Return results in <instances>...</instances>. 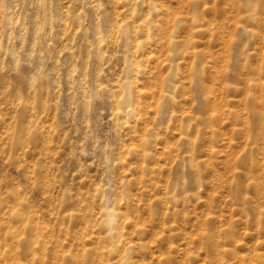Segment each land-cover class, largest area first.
<instances>
[{
	"label": "rangeland",
	"instance_id": "rangeland-1",
	"mask_svg": "<svg viewBox=\"0 0 264 264\" xmlns=\"http://www.w3.org/2000/svg\"><path fill=\"white\" fill-rule=\"evenodd\" d=\"M0 264H264V0H0Z\"/></svg>",
	"mask_w": 264,
	"mask_h": 264
},
{
	"label": "bare ground",
	"instance_id": "bare-ground-1",
	"mask_svg": "<svg viewBox=\"0 0 264 264\" xmlns=\"http://www.w3.org/2000/svg\"><path fill=\"white\" fill-rule=\"evenodd\" d=\"M138 93H139V91H138ZM132 111V110H131ZM125 113V112H124ZM126 113H127V110H126ZM128 114V113H127ZM133 150L134 148H131V147H129V150ZM135 151V150H134ZM110 218V217H109Z\"/></svg>",
	"mask_w": 264,
	"mask_h": 264
}]
</instances>
